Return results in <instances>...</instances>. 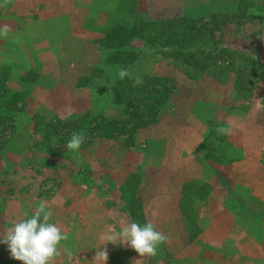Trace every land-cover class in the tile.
<instances>
[{
	"label": "crops",
	"instance_id": "obj_1",
	"mask_svg": "<svg viewBox=\"0 0 264 264\" xmlns=\"http://www.w3.org/2000/svg\"><path fill=\"white\" fill-rule=\"evenodd\" d=\"M30 1L17 0L25 6L31 4ZM118 1L52 0L49 7V0H46L48 5L44 2V8L24 7L23 10H18L10 1L0 0V29L5 25L9 26L10 29L6 36H0V46L7 47V49L0 50V72L5 69L10 71L5 72L7 76L4 78L0 76V83L6 84L3 90L13 93L15 90L24 94L22 90L29 88L28 85L32 82L33 85L29 88L28 101L32 105L38 101L39 96H43L39 99L41 104L44 103L42 112L44 118H52L56 114L59 116L76 111L72 107L73 104H84L86 109H90L93 103L92 99L94 100V93L88 86H81L79 78L82 74L73 63L78 66V62L83 61L91 65L92 52L100 37L97 36V33L100 34L102 28H98L97 25L91 27L87 23L90 19L98 20L97 17L101 13L111 11V4H117ZM144 1L148 11L160 13L172 11L174 7L180 6L185 0ZM231 1L227 0L228 3ZM234 1L236 7V0ZM7 2L8 5H6ZM253 4L257 5L255 2ZM34 36L36 38L33 39ZM70 46L76 48L72 55L64 54L61 57H55V62L68 63L69 66L75 67L69 68L71 73L69 80L45 77L44 88H42L39 79L36 81L27 79V70L34 66L37 61L31 60L35 58V55L31 57L29 48H64ZM89 48L90 52L92 51L91 58L89 52L85 51ZM49 55H44V60H47V57H54ZM49 71H54V67ZM154 71L148 70L147 72L162 76ZM238 106L239 103L232 100L233 112L238 111ZM256 106L257 104H255ZM121 107L122 105H116L106 109V115H111L113 110L122 109ZM209 107L211 106L209 105ZM35 109L32 106L26 107V110L31 111L30 113ZM258 109L260 113L263 112L262 117L259 118H257ZM250 110L253 111L249 118L251 121L247 122L237 113H233L232 118H226L227 128H230L227 136L232 144L227 150V155L232 159L227 165L226 175L216 170L215 181L204 177L203 163L198 159L196 153L206 138V124L209 122L211 111L206 112V115L201 116L202 118H190L183 126L179 127H173L169 122L167 124L162 120L143 126L135 132L132 145L125 148L117 139H93L88 155L83 157V162L92 165L91 169L95 170L87 173L85 169H80V173L85 175L89 182L77 179L75 174L79 168L66 159V162L64 161L57 168L50 169L48 167L43 170L44 174L48 169L49 171L52 170L53 175L57 178V187L51 193H47L44 189V193L34 195L26 189L31 185V178L39 175L40 172L32 165L18 168L20 161L25 160L24 164L27 163L28 156L23 152H19V154L14 152L12 150L14 140L7 138L0 149V174L9 176L18 174L22 176V179L17 186L10 190L9 195L2 193V188H0V237L12 226L13 221L21 218L25 213L30 216L38 206V202L44 200L53 213L50 222L68 234V239L61 242L60 255L52 261V264H103L94 257L99 249L107 252V260L104 261V264H127L128 259L134 260V264H139V260L141 263L145 256H140L136 251L133 254V248L127 243H119V240L114 243L103 241L101 236L108 233L109 229L118 233L122 221L130 219L138 222L139 220L133 211L134 207L140 209L141 212H143V207H145V211L152 207L154 212L157 206L161 207V200L158 199L160 192L165 191V195H169V201L166 204H169V208H174L173 215H175L169 222H180L181 228L185 230V237H191L192 226L190 224H193V221H190L187 216L190 215L188 202L193 201L196 205L193 212L198 217V222L205 224L198 233L199 239L204 241L211 237L220 241V243L212 242L207 247H201L200 254L206 250L211 255H242L235 250L238 243L234 240L239 239L245 246H250V242L254 241L251 234V227L254 226L248 220L244 221L232 208L227 206L223 189L224 183L222 182L226 180L227 176L240 178L236 186H239L245 192L244 194L253 201L250 204L252 208L248 207L249 214L254 216V213L261 211L255 210V206L264 209V104L259 105V108H250ZM122 113L123 111L120 114L122 115ZM194 115L196 116V114ZM12 121L10 120V124ZM172 133L183 134L184 136L190 134V143H184L180 146L182 154L184 152L183 157L179 158L180 160L184 159V162L180 161L181 164L184 163L185 165L184 178H177L176 183L171 182L159 186L157 188L158 195L153 196L154 199L150 203L140 200L138 197L140 190L137 184L130 186L127 194H124V188L129 184L127 181L133 173L141 171V176L144 177L146 169L150 166H159L158 164L172 158L176 162L177 155L174 154L176 149H174L172 142ZM96 144H105L104 153L96 154L94 148L97 146ZM119 145L121 149H119ZM91 151L95 155L90 156ZM239 151L242 152L240 156L238 155ZM36 156L34 157L36 158ZM99 158L105 161L103 171L96 168ZM100 176L104 178L103 185L100 183ZM218 182L221 185H218ZM129 191L131 192L129 193ZM186 191L194 192L185 201L187 213L181 208L183 193ZM257 213L262 215L259 222L261 231H263L262 235L261 231H258L260 232V239L262 238L261 247L259 246L261 251L259 252L264 253V212ZM146 221V218H142V222ZM239 224H243L244 229L248 232L237 231L235 227ZM165 235L170 237L168 234ZM225 238L229 243L225 244ZM208 249L210 250L208 251ZM0 264H23V262L11 258L7 244L0 243Z\"/></svg>",
	"mask_w": 264,
	"mask_h": 264
},
{
	"label": "rangeland",
	"instance_id": "obj_2",
	"mask_svg": "<svg viewBox=\"0 0 264 264\" xmlns=\"http://www.w3.org/2000/svg\"><path fill=\"white\" fill-rule=\"evenodd\" d=\"M9 1L13 4L14 8L18 10H23L24 7L41 9L44 8V2L48 5L46 0H31V4L26 6L21 2H17V0H8V2ZM8 2L6 5H8ZM251 2H255L258 9L256 11V16L249 19V15L240 14L243 8H236L237 4L235 7L234 0H232L231 3H228L227 0H185L182 1L180 6L174 7L172 11H166L175 15L186 13L199 17L207 16L205 28L212 26L215 20H221L218 24V29L212 31L213 35L220 38L221 43L234 45V53L224 56V59L220 58L217 62L218 67L210 65L209 73H202L193 66L186 67L185 64L176 61L179 57L174 58L173 55L169 56L168 54L149 47L146 48V51H140L136 61L128 68L131 77H142L148 70H155L154 72L157 74L170 77L173 82L172 91L168 94L167 104L161 107L159 116L151 119L150 123L143 125L144 127L161 120L167 124L169 122L173 127H179L183 126L190 118H202L201 116L206 115V112H212H210L211 116L209 115L210 119L206 124V138L200 144L198 151H196L198 159L203 163L204 177L208 180L213 179L215 181L216 170L226 175L227 165L232 159L227 155V150L232 144L227 134H218L217 128H227L226 118H232L233 113H237L239 117L245 119L247 122L251 121L249 118L253 111H251L250 108H259V105L264 104V0H253ZM145 3L144 0H119L117 4H111V11L108 10L106 13H101V15L97 17L98 20L90 19L87 24L91 27L97 25L98 28H102L100 34L99 32L97 33V36L102 38L109 26L119 18L123 24H127L130 18H134L142 13L150 14V16L158 14L148 11ZM49 4L48 6L50 7L52 0H49ZM98 8L100 9V7ZM211 17L215 19L213 23L208 19ZM34 38L36 37L34 36L33 39ZM210 41L211 39H208L207 42ZM96 45L94 51H91L93 53V60L90 61L91 65L83 61H79L78 66L73 63L76 69L82 74L79 78L81 86H88L90 90H92V93H94V100L92 99L93 103L90 109H86L87 107H84V104H73L72 107L75 108L76 111L59 116L56 114V116L52 118H44L42 114L44 103L41 104L42 102L40 103L39 99L43 98V96H39L38 101L34 102L32 105H30V101H28L30 93L29 88L33 85L32 82L28 85L29 88L22 90L24 94L13 90L16 94L14 96L12 94H8L10 97L0 96V109L3 106L1 100L10 102L11 98L16 100V108L12 110L15 115L12 116V123L10 124V121H8V124L4 126L3 136L0 138V149L7 138H12L14 140L12 150L17 152V154L23 152L28 156V159L26 158L28 160L27 163L24 164L25 160L20 161L18 163L20 165L18 168L32 165V167L39 170L40 174L32 177L30 180L31 185L26 188L31 194L44 193V189L47 193H51L56 189L57 178L53 175L52 170L49 171V169H46L47 172L45 174L43 170L48 167L54 169L61 166L64 161L66 162L65 158L67 157H71L67 160L79 168L75 177L81 181L89 182L85 175L80 173V169H85L87 173L94 172L95 170H92L93 168L91 169L92 165L90 166L83 162V157L89 153L91 141L95 138L117 139L122 143L124 148L129 147L133 143L135 132L143 127L139 125L135 126L136 123L134 119L129 115L131 110L127 108L126 104L108 102L107 97L100 94V91L103 92L105 89L104 85L108 81H106L105 78L103 79L101 75L103 73L98 71L99 68H96L103 62V55L98 48V41ZM134 45L138 46L139 42L135 41ZM2 49H7V47L0 46L1 51ZM75 49L76 48L72 46L64 48H29L31 57L35 55L36 58L31 60L37 61L34 66L27 70V79L31 81L39 79V84L43 86L42 88H44L45 77H54L55 79L65 78L69 80L71 74L69 68L75 67L69 66L68 63L55 62V57H61L64 54L72 55ZM85 51L89 52L90 57V48ZM46 54H50L49 56L54 57H47V60H44V55ZM31 57L28 56V58ZM198 57L201 58L200 55ZM202 58V60L207 62L212 61L209 55H204ZM44 62L46 63L44 64ZM53 67L54 71H49ZM94 68H96V70H94ZM185 68L189 70L187 73L185 72ZM5 72L10 71L8 69L1 71V78L7 76ZM188 73H191L193 77H189ZM98 75H101L100 81H98ZM253 76L254 78H252ZM0 85V91L5 89V83H0ZM232 100L239 103L237 108L238 111L236 112H233L231 107ZM255 104H257L258 107H255ZM116 105H122V109L113 110L111 115H106L105 110ZM209 105L211 107H209ZM28 106L35 107L36 109L30 113V110H26ZM122 111L123 113L121 115L120 113ZM262 113H260L258 109L257 118L262 117ZM194 114H196V116ZM99 115L101 116L99 117ZM131 115L136 116V111ZM107 120H114V122L108 125ZM121 120L126 122L122 125L120 123ZM113 127H115V129ZM119 127H122L124 131L119 132ZM79 131L85 133V140L81 144L79 150L73 152L66 147V142L69 140L72 132ZM231 132L234 133L232 130ZM237 134H240V132H237ZM120 137H123V139H120ZM172 142L174 143V149H176V152L174 151V154L177 155L176 162H174L172 158L158 164L159 166H150L146 169L147 171L144 177L141 176V171L133 173L132 177L127 181L129 184L124 188V194H127L130 186L137 184L140 190L138 194L140 200L150 203L154 199L153 196L158 195L157 188L159 186L171 182L176 183L175 181L177 178H184L185 165L184 163H180V161L184 162V159H179L183 157L184 152L182 154L180 146L184 143H190V134L188 133L184 136L183 134L176 135L172 133ZM96 145L97 146L94 147L96 154L100 155L104 153L106 149L105 144ZM120 147L119 145V149H121ZM94 148L92 149L93 152ZM93 152L91 151L90 156L95 155ZM240 152L241 151L238 153L239 156L242 154V152ZM34 156H39L41 158L35 160ZM31 160L32 162L30 163ZM104 165L105 161L99 158L96 167L97 170L101 169V171H103ZM95 174L98 175V173ZM21 179L22 176L18 174H15V176L0 174V188H2V193L9 195L11 192L10 190L17 186V184L21 182ZM99 179L100 183L103 185L104 178L101 177ZM239 180L240 178L238 177L233 178L227 176L226 180L222 183H224L223 189L227 206L232 208L244 221L248 220L254 226L251 227V234L254 237V241L250 242V246H245L239 239L234 240V242L238 243L235 250L242 255H211L207 253L206 250L202 251L203 253L201 252L200 254L199 251L201 247H207L212 244V242H215V244L220 243V241H216L211 237L204 241L199 239L198 233L204 228L205 224L198 222V217H196V214L193 212L196 207L193 201L188 202V212L190 215L187 216L190 221H193V224H190L192 226L190 232L191 237H185L186 233L185 230L181 228L180 225L182 224H180V222H169L175 216L173 215L174 208H169V204H166V202L169 201V195L167 194V197L165 191H161L160 197L158 198L161 200V207L157 206L154 212L152 207L147 211H145V207H143V212L137 207L133 208L134 214L139 220L138 223L141 225L145 223L142 222V218H146L147 221L152 220L156 224L158 231L170 236L166 243L159 245L155 256L145 255V259H143V263H141L264 264V253L259 252L261 251L259 246L261 247L260 243H262V238L260 239V232H258L261 231V224L259 221L262 215L257 213L264 212V209L255 206V210L261 211L254 213V216L249 214L248 207L252 208L250 204H252L253 201L250 200L248 195L244 194L245 192H243L239 186H236ZM219 182L218 185H221ZM130 192L131 191H129V193ZM195 200L197 201V199ZM158 212H160V214H157ZM235 229L240 232H248L244 229L243 224H239ZM262 232L263 231H261V235ZM225 240V244L229 243L226 238L224 241ZM209 250L210 249H208V251ZM134 251L133 249V254ZM141 263L139 260V264ZM127 264H134V260L131 261L128 259Z\"/></svg>",
	"mask_w": 264,
	"mask_h": 264
},
{
	"label": "trees",
	"instance_id": "obj_3",
	"mask_svg": "<svg viewBox=\"0 0 264 264\" xmlns=\"http://www.w3.org/2000/svg\"><path fill=\"white\" fill-rule=\"evenodd\" d=\"M243 2L242 0H236L237 8H243L240 14L249 15L248 19L255 17L257 14L255 11L258 9L256 8L257 5H254L250 0H243ZM170 13L160 12L155 16L142 13L130 18L127 24H123L119 18L109 26L105 35L97 40L99 43L98 48L103 55V62L96 68H99L98 71L103 73L101 74L103 79L105 78L108 81L104 85L105 89L103 92L100 91V94L105 95L108 102L126 104L127 108L131 110L129 115L134 119L135 126L148 124L151 119L159 116L160 109L167 104L168 94L171 93L173 87L170 77L158 76L149 72L140 77L142 83L135 86L133 80L136 77L119 78V70L121 68L128 70L136 61L140 51H146L147 47L154 48L169 56L173 55L174 58L179 57L176 59L177 62L185 64L186 67L193 66L202 73H209L210 65L218 67L217 62L220 58L234 53V45L221 43L220 38L213 35L212 31L218 29L221 20H215L213 17L208 18L212 23L215 21L212 26L205 28L207 16L199 17L186 13L178 15ZM208 39H211V41L207 42ZM135 41L139 42L138 46L134 45ZM199 55L201 58L198 57ZM204 55H209L212 61L202 60ZM188 71L185 68V72ZM101 75H98V81H100ZM188 75L193 77L191 73H188ZM8 94L16 95L8 90L0 91L1 97H7ZM15 101L13 98H11V102L1 100L3 106L0 109V138L3 136L4 126L15 115L12 112L16 108ZM135 111L136 116L131 115ZM113 122L114 120H107L108 125ZM125 122L120 121L122 125ZM113 128L115 129V127ZM118 130L119 132L124 131L122 127H119ZM40 158L38 156L35 160ZM193 193V191L183 193L181 208L186 213L185 201ZM198 195L201 194L198 193Z\"/></svg>",
	"mask_w": 264,
	"mask_h": 264
},
{
	"label": "clouds",
	"instance_id": "obj_4",
	"mask_svg": "<svg viewBox=\"0 0 264 264\" xmlns=\"http://www.w3.org/2000/svg\"><path fill=\"white\" fill-rule=\"evenodd\" d=\"M9 26L0 29V36H6ZM120 79L129 77L127 69L121 68L118 72ZM140 77L133 80V85L141 84ZM218 134H228L230 128L218 127ZM85 140L83 131L72 132L66 147L73 152L79 150ZM53 213L44 200L38 202V206L29 216L25 213L21 218L13 221L12 226L0 237V243L7 244L10 256L22 261L23 264H52V261L60 255L62 241L68 239V234L62 231L56 224L51 223ZM168 237L157 230L152 220L143 225L127 220L121 222L120 231L117 233L109 229L108 233L101 236V240L107 242L127 243L140 256H155L160 244L166 243ZM98 262L107 260V252L98 250L95 254Z\"/></svg>",
	"mask_w": 264,
	"mask_h": 264
}]
</instances>
